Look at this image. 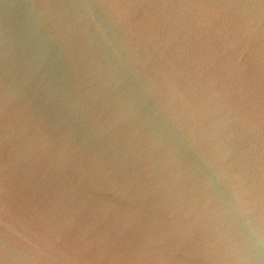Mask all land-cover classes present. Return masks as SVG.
Segmentation results:
<instances>
[{"label":"water","instance_id":"1","mask_svg":"<svg viewBox=\"0 0 264 264\" xmlns=\"http://www.w3.org/2000/svg\"><path fill=\"white\" fill-rule=\"evenodd\" d=\"M0 264H264V0H0Z\"/></svg>","mask_w":264,"mask_h":264}]
</instances>
